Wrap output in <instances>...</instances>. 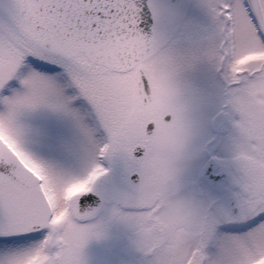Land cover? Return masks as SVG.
Masks as SVG:
<instances>
[{
  "label": "snow or ice",
  "instance_id": "snow-or-ice-1",
  "mask_svg": "<svg viewBox=\"0 0 264 264\" xmlns=\"http://www.w3.org/2000/svg\"><path fill=\"white\" fill-rule=\"evenodd\" d=\"M0 264H264V0H0Z\"/></svg>",
  "mask_w": 264,
  "mask_h": 264
}]
</instances>
